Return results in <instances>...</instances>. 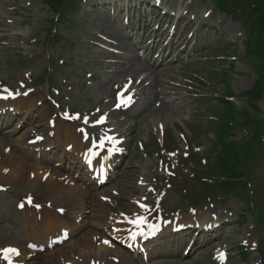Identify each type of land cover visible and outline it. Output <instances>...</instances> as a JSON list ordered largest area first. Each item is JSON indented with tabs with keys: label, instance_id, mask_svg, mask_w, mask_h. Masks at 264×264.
I'll return each mask as SVG.
<instances>
[{
	"label": "rangeland",
	"instance_id": "obj_1",
	"mask_svg": "<svg viewBox=\"0 0 264 264\" xmlns=\"http://www.w3.org/2000/svg\"><path fill=\"white\" fill-rule=\"evenodd\" d=\"M93 4L103 3L107 0H89ZM87 1L83 3L78 2V6L68 11L62 22H57L54 25L48 27L49 20L53 18L54 13L51 12L42 2V0H3L0 2V38L6 39L7 45L4 50L0 49V77L6 81H13L14 76L21 75L23 72L33 75L34 79L39 76H49V82L53 83L62 92H65L70 97L68 103L79 109H90L95 104H100L106 107L107 102H102L105 97L110 93L108 80L114 74L121 76L126 72V68L130 63H137L135 57H137V51L134 47L128 43L126 36L137 33V18H141L143 14L137 10L136 14L131 15L132 9L130 8L127 13H130V25L128 30H121L122 20L121 17L110 16L105 7L91 6V2ZM135 1L131 0L130 2ZM137 1V0H136ZM185 0H167V5L183 3ZM127 2V1H125ZM121 1L115 2V7L119 15L125 10L129 3L123 4ZM211 7V0L203 2L202 0H194L188 6L191 13L198 15L196 26L201 23H206V28H200L199 35L202 38L199 42H206L207 45L199 48L196 52L190 54V58H181L176 62L170 61L164 66V70H160V75L157 81H154L146 89L145 102L139 105L137 111H132L127 114L129 120H131L135 126L131 125L129 128V138L133 136L134 139L139 138L141 140H152L150 134V128L156 126V122L162 121L167 128L166 135L168 138L174 140V147L182 148L184 145L180 141L178 132H183L190 139L193 145H199V156L206 157L212 141V134L206 133L205 131H198L197 138L192 140L190 134L193 128L192 120L202 121V130H204L205 120L209 119L211 108L204 110L207 104H213L214 100L212 96H219L224 94L228 89L224 78L231 80L232 90L235 94L239 95L241 92L249 89L254 83L256 76L252 72L250 66L242 59L244 54L243 41L245 40V34L240 27L239 23H233L230 17L225 14L219 13L217 10H213L212 14L207 19L202 18L203 12ZM15 8V9H14ZM14 9V10H13ZM131 27H134L133 29ZM52 29L55 35L59 36L61 41L47 42L46 31ZM95 32H103L107 35H114L121 42L120 45L123 47L126 56L119 57V61H122V65L108 67L107 64L101 65L100 59H105L99 48L92 45L90 42L94 38ZM110 35V36H111ZM125 35V36H124ZM239 35V36H237ZM226 42L228 51L225 54L230 56L235 55L233 58H221L217 62L216 58L211 60V66L217 73V76L212 73H208L209 84L207 86H201L206 96L211 99L204 98L198 100L197 103H193L189 97V93L184 91L183 88L174 86L171 83V79L174 74H178L180 69L185 67L183 70L197 69L201 71L202 75H206V71L195 64L197 56L201 55H215L216 53L214 46L218 42ZM176 54V53H175ZM174 54V55H175ZM173 55V56H174ZM220 55V54H219ZM185 54H183V57ZM218 58V57H217ZM60 60H63L61 63ZM233 60V61H232ZM202 65L205 62H201ZM218 64V67H215ZM113 69V73H111ZM212 69V70H213ZM50 70V71H49ZM93 73L95 75L90 78L91 84H85L87 78L86 73ZM51 80V81H50ZM14 82V81H13ZM156 84L155 88L153 86ZM40 91L33 96L32 102L34 108H36L35 102L42 100L49 89L47 84L40 85ZM156 90L155 92H152ZM154 98V99H153ZM155 98L163 102L162 106L158 109V113H152L151 109L156 107ZM238 106H242L244 103L241 99H235ZM260 107L263 109V102L260 101ZM33 106V105H32ZM142 107V108H141ZM149 108V109H148ZM199 110L194 113V109ZM44 105H37V111L33 114L34 124H38L39 127H45L44 120L49 114V109L44 111ZM148 109V112L146 111ZM142 113V115H138ZM138 115V116H137ZM118 119V117H115ZM33 124V125H34ZM131 124V123H130ZM126 127V125H124ZM24 132L22 128L19 131L12 130L11 133H7L9 141L2 140L0 142V163L8 166L12 173L8 177L3 178L0 182L3 185H10L8 192L0 198V243L9 242L14 239L11 235H8L9 231L14 230L10 228L13 225H23L26 221L25 216L15 212L12 206L13 199L19 195L24 194L27 190H35L37 193L40 191V185H36L35 180H31L32 184H28L27 172L29 169L34 167L30 161L20 155V150L23 146L21 136ZM238 139L241 133L236 134ZM132 138V139H133ZM57 140V137L54 138ZM19 140V141H18ZM7 141V142H5ZM193 141V142H192ZM17 143L19 150H12V144ZM4 144L11 146V154L3 155L2 147ZM154 144V143H153ZM131 154L127 158L129 167H126L127 172L120 180L115 184V187L120 191L125 198H121V204L126 206L128 201L127 196H130L131 192L135 190L134 181L132 179L135 164L141 160L138 150L134 143L131 142ZM154 149L158 150V145H153ZM153 150V148H150ZM51 155V154H50ZM29 162L26 163V162ZM149 163H151L149 161ZM254 170L260 172L262 179H264V169H260L255 166ZM183 172H186L185 170ZM247 173L249 171L247 170ZM9 178V179H8ZM251 188L247 191V207L250 210V214L254 218L256 227V235L259 239V244L262 248V258L264 257V184L261 181L256 182L254 189L252 188L254 181H248ZM185 186V185H184ZM200 187V185H198ZM135 188V189H134ZM174 188L167 191L166 198L169 201L164 206L168 210H173L176 207L186 209L188 204L191 202H202L207 201L203 195L208 193L202 191L201 194L196 190L192 193H188L184 196H178ZM212 195V194H211ZM217 205L215 208L219 209L227 217L233 221V224L228 225L223 231L214 234L215 238H227V244H231L233 252L230 254L229 264H238L239 258L236 250L240 239H247L249 234L246 232L252 227V219L248 216L247 221L243 225H239L236 222L237 215L245 208L244 199L230 198L226 203L215 201ZM97 203L93 205L96 206ZM227 206V210L224 207L219 208V205ZM55 205H62V202L56 201ZM252 211L255 213L253 214ZM9 229V231H7ZM94 230V227L87 225L84 230L81 231L78 240L83 239L84 234L87 231ZM254 240V239H253ZM79 249L83 248V243H80ZM181 248V247H180ZM79 251V250H73ZM70 253H68L69 255ZM207 248L201 247L194 254L181 260L186 264H211L206 258ZM259 255L251 252L249 256V264H260ZM133 264L136 262L131 260ZM40 263V258L35 260V264ZM125 264V263H123ZM264 264V263H262Z\"/></svg>",
	"mask_w": 264,
	"mask_h": 264
},
{
	"label": "trees",
	"instance_id": "obj_2",
	"mask_svg": "<svg viewBox=\"0 0 264 264\" xmlns=\"http://www.w3.org/2000/svg\"><path fill=\"white\" fill-rule=\"evenodd\" d=\"M226 4H233L235 6H238V5H242V6H249L251 3H245L244 0H223ZM252 12H255V13H259L260 16H259V27H260V33H259V37H260V40L262 41V49H263V52L262 53H254L258 56H262L263 59H264V0H256L255 3H254V9L252 10Z\"/></svg>",
	"mask_w": 264,
	"mask_h": 264
},
{
	"label": "snow or ice",
	"instance_id": "obj_3",
	"mask_svg": "<svg viewBox=\"0 0 264 264\" xmlns=\"http://www.w3.org/2000/svg\"><path fill=\"white\" fill-rule=\"evenodd\" d=\"M5 91H8L7 89H5ZM12 93L9 92V96H11ZM9 98L8 96H0V99H7ZM125 104L130 103L131 102V98L129 97L127 100L123 101ZM118 107L120 106L119 104L117 105ZM73 118H77V117H73ZM88 121L85 119V123H87ZM97 123H103V118L98 121ZM143 207V205H142ZM130 223H138V221H130ZM135 238V236H133V239ZM107 243V242H106ZM14 255H19L18 250L16 249H5L0 251V258H3L4 260L8 261V264H12L11 261V256ZM221 258H223V255H221Z\"/></svg>",
	"mask_w": 264,
	"mask_h": 264
},
{
	"label": "bare ground",
	"instance_id": "obj_4",
	"mask_svg": "<svg viewBox=\"0 0 264 264\" xmlns=\"http://www.w3.org/2000/svg\"><path fill=\"white\" fill-rule=\"evenodd\" d=\"M1 1V0H0ZM152 73H156L154 70L152 71ZM28 105V104H27ZM31 105H28V107H30ZM64 126H65V130L63 131V134H64V139H66L67 138V132L69 131V129H70V125H67V124H64ZM78 137V136H77ZM78 140H79V138H78ZM77 142V141H76ZM206 221V218L204 219V222ZM102 249L101 248H99L97 251H96V253H102ZM96 253L94 252V251H91L90 252V255H87V257H86V259L87 258H91V257H94L95 255H96ZM124 260H126V261H128V259L127 258H125L124 257ZM89 261H90V259L88 260V264H89Z\"/></svg>",
	"mask_w": 264,
	"mask_h": 264
}]
</instances>
